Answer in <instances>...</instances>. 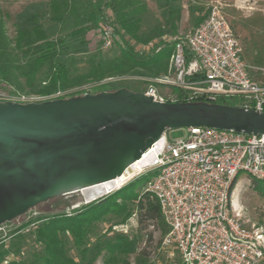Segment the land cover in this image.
I'll return each mask as SVG.
<instances>
[{
  "label": "built area",
  "instance_id": "2783aa9c",
  "mask_svg": "<svg viewBox=\"0 0 264 264\" xmlns=\"http://www.w3.org/2000/svg\"><path fill=\"white\" fill-rule=\"evenodd\" d=\"M98 25L99 36L109 47L114 33L108 24ZM171 42L172 64L167 74L106 76L45 94L0 91V102L68 98L112 82L141 80L146 83L142 92L157 102L218 103L219 97H230L236 101L234 106L264 112V67L242 58V42L220 3H212L187 35ZM186 49L191 55L188 59ZM160 85L169 91L162 93ZM176 89L185 93V100H179ZM181 129L183 135L172 140L164 132L141 158L127 166L119 188L148 175L142 194L157 200L166 226L161 243L165 248H175L182 264H264V227L242 219L235 211L236 187H232L241 173L245 174L242 179L264 182V134L205 126Z\"/></svg>",
  "mask_w": 264,
  "mask_h": 264
},
{
  "label": "water",
  "instance_id": "95a60500",
  "mask_svg": "<svg viewBox=\"0 0 264 264\" xmlns=\"http://www.w3.org/2000/svg\"><path fill=\"white\" fill-rule=\"evenodd\" d=\"M191 126L264 134V112L205 101L157 102L125 87L0 102V224L51 198L113 180L164 132Z\"/></svg>",
  "mask_w": 264,
  "mask_h": 264
},
{
  "label": "trees",
  "instance_id": "16d2710c",
  "mask_svg": "<svg viewBox=\"0 0 264 264\" xmlns=\"http://www.w3.org/2000/svg\"><path fill=\"white\" fill-rule=\"evenodd\" d=\"M135 1L48 0L28 4L17 15L14 38L6 36L4 25L0 21V58L8 52L9 45L13 44L19 61L15 66L8 61H0V80H9V75L14 68L18 69L32 84L34 76L42 67H45L46 83L38 92L45 94L57 89L82 85L83 81L88 79L99 81L107 75L128 72L134 68H159L160 58L163 56L169 58L172 53L173 42L171 41H168L165 49L157 52L153 50L146 56L137 55L126 43H121L119 56L110 61L89 57L86 59L87 72L72 74L71 67L75 61L69 53L70 40L84 33L89 24L98 25L99 22H107L116 32L118 29H124L126 33L135 36L136 22L132 20L130 13ZM110 15L114 18L113 23L110 21ZM201 20H198L196 24ZM172 22H175L174 16ZM230 26L236 35V30L243 34L242 58L253 66L264 67V17L256 12L243 22L230 23ZM185 53L187 59L190 58L188 49ZM176 92L179 100H185V93L182 90L176 89ZM217 102L236 104L235 99L230 97H219ZM147 179L148 175H143L119 191L101 200L92 201L80 210L73 211L71 215L56 213L49 217L37 228L38 240L41 241L42 248L41 251H33L35 259L30 262L21 259L10 260L9 248L0 244V264H94L102 253L110 254L107 264H132L129 261L131 254H135L136 264H142L146 256L144 251L138 250L137 235L131 237L124 233H115L112 236L102 234L89 240L85 227L107 211H124L125 206L116 201L118 199L129 202L136 200L138 195L134 189L144 184ZM251 180L256 184L255 188L264 194V182L255 178ZM137 205L138 221L145 223L142 228H146L150 223L161 224L165 233L166 226L162 221L157 200L148 193H144L137 201ZM130 214L131 211H128L122 220L124 221ZM66 232L73 237L72 243L77 249V259L65 254L60 234ZM15 252L20 255L18 250Z\"/></svg>",
  "mask_w": 264,
  "mask_h": 264
},
{
  "label": "rangeland",
  "instance_id": "374dc122",
  "mask_svg": "<svg viewBox=\"0 0 264 264\" xmlns=\"http://www.w3.org/2000/svg\"><path fill=\"white\" fill-rule=\"evenodd\" d=\"M44 1L48 0H0V21L4 25L6 36L11 39L14 38L17 15L28 4ZM215 2L221 4L223 12H225L229 22L233 24L235 22H243L244 19L256 12L264 17V0H136L130 11L132 20L136 22L135 36L126 33L124 29H118L116 32L109 24L107 26L113 31L115 39L112 45L107 47L99 36L100 26L92 23L79 37L70 40L71 48L69 53L73 57V61H75V64L71 67L72 74L86 73L88 69L86 59L89 57L93 56L95 59L103 58L106 61H110L119 56L120 47L125 43L139 56H146L153 50L156 52L155 50L158 47L160 50L165 49L168 41L177 37L183 38L187 35L197 21L206 16L208 8ZM173 16L175 17L174 23L172 22ZM109 18L113 23V16L110 15ZM103 23L108 24L107 22ZM236 33L243 43V34L239 31L237 32V30ZM7 51L0 58V61H8L13 66L18 64V54L13 48V44L9 45ZM171 55L169 58L165 56L160 58L158 62L159 68H134L128 72L114 73L107 76L128 74L154 77L167 74L172 64ZM34 77L32 84H30L27 77L22 75L18 69L12 68L9 80H0V91L39 92L46 83V68L42 67ZM89 80L91 79L83 81V83L94 82V80ZM120 87L142 92L146 87V83L141 80L112 82L109 85L96 86L90 92L97 93L103 90H115ZM158 88L162 93L169 91L168 87L162 85ZM182 135L183 130L181 128L167 131V138L170 140ZM244 176L245 174L241 173L233 185L236 187L233 192L235 211H239L242 219H248L249 222H255L264 227V194L255 188L256 184L252 183L251 178L245 177L242 179ZM143 186L144 184L134 189L138 197L133 202L121 199L116 201L125 206L124 211H107L99 219L88 224L85 227L88 231V238L91 240L102 234L112 236L115 233H124L131 237L137 235L139 237L138 250L144 251L146 256L142 264H182L180 255L175 248H165L162 245L161 241L164 232L161 224L150 223L146 228H142L145 223H139L137 201L140 198L139 195L142 194ZM122 187L108 194L97 196L96 199L90 201L86 196V191L82 190L41 202L21 216L3 223L0 231V244L9 248L11 252L10 260L21 259L30 262L35 259L33 251H41V241L38 240L37 228L45 220L56 213L71 215L73 211L82 209L92 201L101 200L119 191ZM103 190H105V186H103ZM128 211H131V214L123 221V216ZM15 230L18 231L15 232ZM60 237L66 256L77 259V249L72 243V235L66 232L61 233ZM15 250H18L20 255L16 254ZM109 257L110 254L102 253L94 264H107ZM129 261L132 264H136L135 254L129 256Z\"/></svg>",
  "mask_w": 264,
  "mask_h": 264
},
{
  "label": "bare ground",
  "instance_id": "6f19581e",
  "mask_svg": "<svg viewBox=\"0 0 264 264\" xmlns=\"http://www.w3.org/2000/svg\"><path fill=\"white\" fill-rule=\"evenodd\" d=\"M124 176L125 173H123L121 176L116 177L115 180L113 179L107 182L97 184L95 186L85 188L83 189V191H86V196L88 200L97 196H101L103 194L108 193L112 188H119V185L122 183L121 181L124 179ZM103 186H105V190H103Z\"/></svg>",
  "mask_w": 264,
  "mask_h": 264
}]
</instances>
